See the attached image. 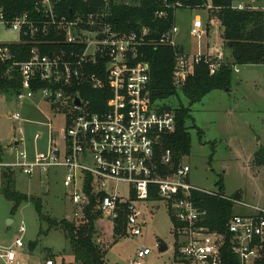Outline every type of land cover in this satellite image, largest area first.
I'll return each mask as SVG.
<instances>
[{
	"label": "built area",
	"instance_id": "obj_1",
	"mask_svg": "<svg viewBox=\"0 0 264 264\" xmlns=\"http://www.w3.org/2000/svg\"><path fill=\"white\" fill-rule=\"evenodd\" d=\"M237 9L247 7L240 5ZM157 15L165 14L162 11ZM109 17V11L101 10L84 20L79 14L69 18L58 13L57 2L34 0L32 11L8 18L0 0V28L18 35L17 42L0 44L3 77L19 80L18 101L39 94L64 119L57 140L52 124L48 125L47 152L30 158L26 152H18V146L13 144L9 150L18 152L17 160L1 161L0 168L19 171L30 179L47 178L51 171H56L63 176L72 205L80 209L77 216H84V210L94 198L93 212L100 213L113 225L121 212L126 213L127 234L134 237L141 236L146 225L145 216L135 202L149 201L151 194L156 193L177 221L174 233L180 260L187 264H225V252L229 249L240 264H261L264 208L195 187L189 182L191 167L187 164L170 172L173 153L165 147V138L175 131V114L151 102L149 64L138 62L144 38L136 33L117 32L110 26ZM177 33L178 28L172 27L160 43L177 48ZM190 33L202 40L205 31L200 18L193 22ZM23 42L30 44L29 58L17 61L10 46ZM61 42L70 46L59 50L56 56L42 53L43 45ZM175 56L174 80L178 87L193 73L194 64L205 61L209 74L215 75L225 61L221 49L207 55L200 52L188 55L179 50ZM102 60L106 63L105 71ZM106 89L111 97L105 109L91 108L84 95ZM10 118L15 123L24 120L19 113ZM35 138L39 140L41 135ZM196 191L231 201L248 212L235 213L226 224L225 234L211 231L204 225L206 212L195 204L193 192ZM26 232L21 222L20 238L10 247L0 246V260L7 264L17 261L16 251L24 248ZM151 253L150 248L143 247L137 257L143 259ZM44 264L55 262L49 259ZM130 264L143 263L131 261Z\"/></svg>",
	"mask_w": 264,
	"mask_h": 264
},
{
	"label": "rangeland",
	"instance_id": "obj_2",
	"mask_svg": "<svg viewBox=\"0 0 264 264\" xmlns=\"http://www.w3.org/2000/svg\"><path fill=\"white\" fill-rule=\"evenodd\" d=\"M253 6L258 10L264 9V0H256ZM197 16L204 24L205 35L200 41L203 43L209 21L207 9H179L175 19L178 28L175 42L184 47L188 55L196 54L199 44L190 33ZM210 31H216V28L211 27ZM221 32L222 29H218L215 34ZM17 41L16 32L0 28V44ZM161 104L170 105L172 109L181 104L190 107L182 95ZM17 113L24 119L19 123L10 118ZM191 114L194 121H189L188 126L192 149L190 156L184 159V164L191 167L189 182L195 187L219 192L217 183L223 180L225 196L233 198L239 195L243 203L264 208V66H239L234 70L231 87L212 91L201 102L191 106ZM49 124H52L57 140L60 129L64 127L63 116L54 113L41 95H31L24 101H18L16 92H0V161L14 162L18 152H26L30 158L47 152ZM37 134L41 135L39 140L35 138ZM18 141H24V144L17 147L18 152H10L9 149ZM3 171L0 168V246L10 247L20 238L18 228L21 222L27 231L25 247L20 251L15 249L17 261L13 264H44L49 259L55 264H81L65 231L62 228L49 230L48 223L40 222L35 208L39 204L42 215L57 222L67 220L79 225L83 221L81 214L76 215L80 209L72 205L67 195L63 176L51 171L47 178L36 176L30 179L14 170L12 189L26 195L28 202L12 214L13 203L3 194L6 188ZM135 203L146 219L141 236L117 237L113 224L107 218L96 221L93 241L106 253L105 261L108 264H130L131 261L187 264L179 259L177 253V239L167 204L151 200H137ZM247 212L241 206L235 207V213ZM159 239L168 247L163 253L159 252ZM33 242L36 243L34 246L31 245ZM143 247L150 248L152 253L138 259V251ZM0 264L5 263L0 260Z\"/></svg>",
	"mask_w": 264,
	"mask_h": 264
},
{
	"label": "trees",
	"instance_id": "obj_3",
	"mask_svg": "<svg viewBox=\"0 0 264 264\" xmlns=\"http://www.w3.org/2000/svg\"><path fill=\"white\" fill-rule=\"evenodd\" d=\"M57 2V11L69 18L79 14L87 18L90 14L98 11H109V24L121 34L136 33L144 38V44L139 48L138 62L149 64V96L151 102L165 111L175 114V131L165 138V147L173 153L172 167L174 172L184 159L191 154L192 137L189 132V121H194L191 114V106L201 102L204 97L214 90H226L231 87L232 74L236 66L263 65L264 64V11L247 8L238 10L233 7L234 0H53ZM178 4L177 7H174ZM2 5L8 18L19 15L26 11H32L34 0H2ZM168 6V7H167ZM184 8L207 9L210 20L216 19L224 29L223 41L226 48L231 50L232 62L226 61L215 75H210L208 64L205 61L194 64L193 73L190 74L182 87H178L174 80L177 48L169 44H161V37L175 26L176 11ZM164 12L159 17L158 12ZM63 42V40H62ZM58 45H43L42 53L56 56L59 50L68 48L70 45L63 43ZM30 44L23 42L10 46L15 60L26 61L29 58ZM102 71H105V60H102ZM4 66L0 65V92H17L20 83L3 77ZM184 96L190 107L181 104L172 109L170 105L161 104L171 98L179 99ZM111 97L109 91H90L84 98L89 106L95 110H104L107 101ZM201 134V132H200ZM2 155L0 147V156ZM167 173V170H163ZM6 188L3 190L5 198L13 203L12 214H15L22 204L28 202V197L14 191L13 172L4 170L2 173ZM219 195H224V182L217 183ZM86 191L89 194V182ZM135 199V194L133 195ZM195 204L206 212L204 225L211 231L225 234L228 220L235 214V205L231 201L223 200L204 192H193ZM91 198V197H90ZM233 199H240L239 195ZM151 201H161L156 193H152ZM95 199L84 210L83 221L76 225L64 220L57 222L42 215L41 206L36 204V211L41 223H48L49 230L62 228L70 243L74 246V255L81 264H108L105 254L93 241L96 230V221L102 218L98 212H93ZM170 213L174 226L177 221ZM127 214L121 212L119 219L113 225L114 234L124 237L127 234ZM175 236V233H174ZM36 243H32L34 246ZM177 244V251H178ZM261 264H264V247ZM225 264H240L229 249L225 252Z\"/></svg>",
	"mask_w": 264,
	"mask_h": 264
},
{
	"label": "crops",
	"instance_id": "obj_4",
	"mask_svg": "<svg viewBox=\"0 0 264 264\" xmlns=\"http://www.w3.org/2000/svg\"><path fill=\"white\" fill-rule=\"evenodd\" d=\"M255 2L256 0H234L233 1V7L235 9H237V7H239L240 5H243L247 8H252V9H256L257 7L253 6L255 5ZM261 9V8H260ZM258 10V9H256ZM262 11H264V9H261ZM208 11V10H207ZM209 14V13H208ZM176 17H177V11H176ZM197 18H200L199 16H197ZM208 23H207V37L206 39L204 40L203 43H200L199 41V44H198V48L196 50V54H198L199 52L204 54V55H207L209 54L210 52H214L215 49H221V51L223 52L224 56L226 57V59L229 61V62H232V57H231V50L229 48H226L225 45H224V41H223V33H224V29L223 27L221 26L220 22L216 19H213V20H210V18L208 17ZM216 28V31H218V29H222V32L221 33H217L215 34L216 31H213L211 32L210 31V28ZM219 45H222V46H219ZM184 49V51H186V49L184 47H182ZM264 66V64L262 65ZM239 66H236L234 67V70L236 68H238ZM234 70H233V73H234ZM239 70V69H237ZM233 76V74H232ZM21 145V144H20ZM19 145V146H20ZM42 154V152H41ZM2 161V160H1ZM0 161V162H1ZM198 188V187H197ZM201 189V188H200ZM205 190V189H204ZM26 204V203H24ZM23 204V205H24ZM22 207V205H21ZM20 209V208H19ZM34 243V242H33ZM32 245V244H31ZM25 247V246H24ZM20 251V250H19ZM5 263V262H4ZM7 264V263H5Z\"/></svg>",
	"mask_w": 264,
	"mask_h": 264
},
{
	"label": "water",
	"instance_id": "obj_5",
	"mask_svg": "<svg viewBox=\"0 0 264 264\" xmlns=\"http://www.w3.org/2000/svg\"><path fill=\"white\" fill-rule=\"evenodd\" d=\"M180 51L183 52L184 49L181 48ZM23 142L24 141L16 142L14 145L15 146H19L20 144H23ZM160 143L163 144V140L162 139L160 140ZM9 223H12V221H9ZM158 248H159V252L160 253H163V252H165L168 249L166 243L163 240H161V239L158 240Z\"/></svg>",
	"mask_w": 264,
	"mask_h": 264
}]
</instances>
